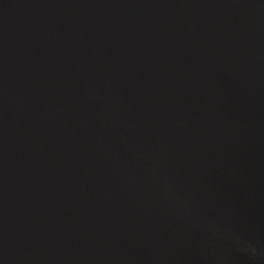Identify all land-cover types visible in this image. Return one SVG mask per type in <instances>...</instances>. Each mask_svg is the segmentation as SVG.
<instances>
[{"label":"water","instance_id":"obj_1","mask_svg":"<svg viewBox=\"0 0 264 264\" xmlns=\"http://www.w3.org/2000/svg\"><path fill=\"white\" fill-rule=\"evenodd\" d=\"M0 264H264V0H0Z\"/></svg>","mask_w":264,"mask_h":264}]
</instances>
